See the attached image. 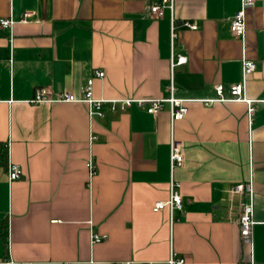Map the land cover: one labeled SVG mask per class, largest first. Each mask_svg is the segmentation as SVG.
Returning a JSON list of instances; mask_svg holds the SVG:
<instances>
[{
	"label": "crops",
	"instance_id": "obj_1",
	"mask_svg": "<svg viewBox=\"0 0 264 264\" xmlns=\"http://www.w3.org/2000/svg\"><path fill=\"white\" fill-rule=\"evenodd\" d=\"M158 0H0V259L18 264H264V0L246 10L245 40L231 30L241 0H174L163 17ZM33 15L23 21L26 12ZM176 51L175 95L188 112L171 121L165 101L157 114L133 103L90 118L83 102L33 103L40 86L81 87L96 70L97 98H166L171 81V16ZM187 23L197 27L190 28ZM256 61L245 101L217 98L216 85L242 78V58ZM95 139H91L92 135ZM184 143V161L171 169L170 143ZM96 164L92 177L87 166ZM181 184L182 209L155 210ZM253 180L251 242L240 236L242 196L231 185ZM105 234L92 243V231Z\"/></svg>",
	"mask_w": 264,
	"mask_h": 264
},
{
	"label": "built area",
	"instance_id": "obj_2",
	"mask_svg": "<svg viewBox=\"0 0 264 264\" xmlns=\"http://www.w3.org/2000/svg\"><path fill=\"white\" fill-rule=\"evenodd\" d=\"M262 0H241L240 7L236 13L231 17V30L233 34L245 40L246 35V10L257 4ZM166 7H170L173 11L174 0H158L149 5V13L154 17H163L165 14ZM32 12H26L23 21H28V18L32 16ZM14 21L11 18H2L0 20V26L3 29H8L13 25ZM190 28H196L197 26L193 23H187ZM177 37L176 32V21L174 14L171 16V81L169 85L170 94L166 98H97L94 95V80L96 77H104L105 72L103 70H96L93 75L86 79V82L82 85V93L80 96L76 95L74 92L63 89L61 91H54L49 86L37 87L31 102L33 103H54V102H83L88 106V111L90 118L94 116L103 117L106 114V105L111 111H117L119 109L126 110L133 103H138L141 106H146L148 112L157 114L163 107L164 102L167 101L170 104V115L171 121L174 123L176 120L183 119L188 112V107L185 105V99L177 97L175 95V85L173 80V71L177 65L185 64L188 61L186 54L178 52L175 49L174 42ZM257 63L253 59H249L246 55L242 58V78L239 82H236L229 87L230 96H226V87L223 83L216 85L217 98L207 99L206 102L214 101H227V100H238L245 101L248 104L249 116L254 114L255 108L253 106V100L247 97L246 87L247 78L256 69ZM96 136L93 134L91 139H95ZM170 161L171 169L174 170L175 167L181 165L184 161V143L180 140L171 139L170 143ZM87 166L90 171V176L95 175L97 169L96 164L91 157ZM8 178L9 180L18 179L23 175L22 168L20 165L15 163H10L8 165ZM181 184L179 181L175 180L174 177L171 179V196L168 201L159 200L155 203L154 209L159 210L166 206H169L173 211L175 208L182 209V196L179 192ZM228 191L231 194H239L243 198L240 202L241 212L239 215V225H240V236L246 242H251L253 238L254 225L256 220L254 219V185L253 180L250 178L246 182H240L233 184L229 187ZM106 238L105 234L92 231V243L101 242ZM186 258L179 255L176 251L172 250L169 258V264H184ZM0 264H18L9 255L0 259ZM22 264H41L39 261H30ZM64 264H77L75 262L64 263ZM119 264H132L130 260L120 261ZM239 264H255L253 258L249 260H243Z\"/></svg>",
	"mask_w": 264,
	"mask_h": 264
},
{
	"label": "trees",
	"instance_id": "obj_3",
	"mask_svg": "<svg viewBox=\"0 0 264 264\" xmlns=\"http://www.w3.org/2000/svg\"><path fill=\"white\" fill-rule=\"evenodd\" d=\"M8 153L9 152H8L7 145L3 143L2 141H0V166L1 167H8ZM1 230L2 229L0 227V233L3 236L5 243H7L6 238H5V233L1 232Z\"/></svg>",
	"mask_w": 264,
	"mask_h": 264
}]
</instances>
